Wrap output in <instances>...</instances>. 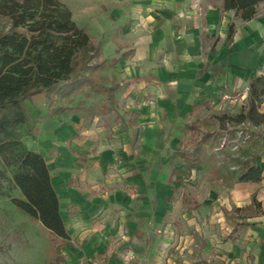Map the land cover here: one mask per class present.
<instances>
[{
	"label": "crops",
	"instance_id": "1",
	"mask_svg": "<svg viewBox=\"0 0 264 264\" xmlns=\"http://www.w3.org/2000/svg\"><path fill=\"white\" fill-rule=\"evenodd\" d=\"M184 6L185 0H176L174 17L159 12L155 19L152 16L139 22L119 38L104 35L105 39L96 40L83 24L82 28L100 45L108 64L117 60L115 67L123 75L115 91L116 110L106 114L111 121L100 122L102 117L98 115L89 118L57 112L59 108L44 93L26 102L31 122L24 130V142L46 161L71 238L65 245L66 252L62 247V256L69 254L63 264L188 263L184 252L187 242L174 243L165 234L152 233V225L163 232L158 222L168 212L154 209V194H142L140 170L147 163L146 153L157 155L167 146L163 139L168 136V125L189 115L194 105L206 98L218 96L219 87L213 83L217 70L224 69L230 75L229 81L222 82L227 88L245 85L264 74V40L261 28L256 32L249 26L253 20H234L233 12L221 14V9L213 7L206 10L202 30L197 17H187ZM232 22L237 31L229 45L227 35ZM215 37L220 39L216 53L210 47L205 54L203 43ZM213 66L218 69L212 71ZM206 67L208 70L200 75ZM121 103L129 111L121 112ZM157 163L160 160L152 159L153 168ZM259 163L256 166L264 163V156ZM125 187L141 191L132 194ZM258 189L233 201L245 203ZM208 213L214 218L216 212L212 208L206 212L202 207L195 212L197 218L188 222L200 236L207 231ZM247 220L250 225L231 227L232 231L238 230L234 241L220 242L212 235L204 254L223 261L226 255L230 264H264V216L258 214ZM142 226L146 228L144 240L135 236ZM174 248L177 255H170Z\"/></svg>",
	"mask_w": 264,
	"mask_h": 264
},
{
	"label": "rangeland",
	"instance_id": "2",
	"mask_svg": "<svg viewBox=\"0 0 264 264\" xmlns=\"http://www.w3.org/2000/svg\"><path fill=\"white\" fill-rule=\"evenodd\" d=\"M60 1L71 9L73 19L81 27L85 23L96 40L101 37L105 39V36L119 38V35L130 31L133 26L135 28L139 22L141 24L152 16L155 19V14L159 12H169L171 17H174L176 11L173 9L176 0ZM221 4L222 0H185L184 11L188 18L197 17L200 29L203 30L208 7L221 9ZM4 26V22L0 23V28ZM249 26L255 28L256 32L261 28L264 40V6ZM176 33H179L178 29ZM216 39L217 37L203 43L205 54ZM218 40L217 48L220 45V39ZM100 74L107 86L123 79L115 63H109ZM229 79L227 71L217 70L213 83L219 87L218 96L206 98L203 103L194 105L189 115L168 125V136L163 139L167 146L157 155L146 153L147 163L140 170L144 181V188H140L142 194H154V209L168 212L167 217H162L158 222L163 228L162 235L165 234L164 237L174 243H188L184 251L188 259L187 264H230L226 255H223V261L210 259L212 254H204V248L209 246L212 235L220 242L230 239L234 241L238 237V230L232 231L231 227L250 225L251 222L247 219L261 214L258 210L259 202L262 210L264 209V180L258 186L238 183L245 161L255 155L254 164H260V157L264 156V119L259 125L249 121H236L235 118L248 109L249 83L227 88L222 82ZM64 93V87H60L49 101L56 108L60 109L62 106L68 113L88 114L89 118L98 115L102 117L100 122L111 121L106 115L109 108L106 95L93 93L88 88L69 97ZM118 97L121 99L122 95L118 94ZM118 109L125 113L129 111L122 103ZM259 112L264 114V104ZM152 159L160 160L155 168L151 165ZM4 186L6 196L0 197V264H62L54 263L56 248L49 241L41 224L31 220L11 202V198H23L21 192L9 182ZM257 187V193L251 195L245 203L241 200L236 203L233 201L243 195L249 196ZM125 189L132 194L141 191L138 187ZM202 207L206 212L212 208L216 213L214 218H211L209 213L206 215L207 231L200 236L194 225H189L188 222L197 218L195 212ZM211 226L214 227L212 230ZM145 230V227H140L135 236L144 240ZM62 247L66 252L65 245ZM175 251V248L172 249L173 253L170 255H177ZM112 254L116 255L114 252ZM67 257L69 254H65V260Z\"/></svg>",
	"mask_w": 264,
	"mask_h": 264
},
{
	"label": "trees",
	"instance_id": "3",
	"mask_svg": "<svg viewBox=\"0 0 264 264\" xmlns=\"http://www.w3.org/2000/svg\"><path fill=\"white\" fill-rule=\"evenodd\" d=\"M263 5L264 0H222L221 14L233 12L234 20L250 22L257 18ZM3 22L5 26L0 28V197L6 196V182L21 192L23 198H11V202L41 224L55 245L54 263L63 264L62 246L71 238L46 161L24 142V130L31 122L26 102L43 93L50 100L60 87H64L66 97L88 88L93 93L106 95L107 112H112L116 110L115 91L119 84L103 83L100 72L108 61L100 45L74 21L71 9L62 1L0 0V23ZM236 31V23L232 22L227 35L229 45ZM218 41L211 46L212 53H216ZM207 70L206 67L199 74ZM247 93L248 109L235 119L239 123L249 121L259 125L264 119V114L259 112L264 104V74L251 80ZM63 111V108L57 110ZM255 159L253 155L245 161L238 183L258 184L264 180V163L256 166ZM258 210L264 216L260 202Z\"/></svg>",
	"mask_w": 264,
	"mask_h": 264
},
{
	"label": "built area",
	"instance_id": "4",
	"mask_svg": "<svg viewBox=\"0 0 264 264\" xmlns=\"http://www.w3.org/2000/svg\"><path fill=\"white\" fill-rule=\"evenodd\" d=\"M151 231H152V233H153L154 235H160V234L162 233L161 231L155 229V228L153 227V225H152V229H151Z\"/></svg>",
	"mask_w": 264,
	"mask_h": 264
}]
</instances>
